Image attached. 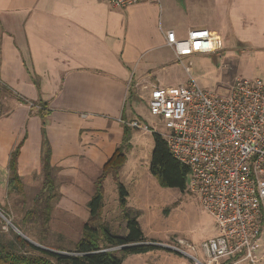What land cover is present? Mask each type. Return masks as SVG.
I'll use <instances>...</instances> for the list:
<instances>
[{
	"label": "crops",
	"instance_id": "obj_1",
	"mask_svg": "<svg viewBox=\"0 0 264 264\" xmlns=\"http://www.w3.org/2000/svg\"><path fill=\"white\" fill-rule=\"evenodd\" d=\"M214 8L216 20L192 23L177 19L176 2L170 13L160 0L124 9L104 0H0V205L16 194L10 160L21 146V196L33 202L42 191L50 151L56 206L88 208L105 164L131 136L143 94L149 106L151 90L181 85L167 82L177 61L168 31L182 39L208 29L186 60L221 59L235 81L264 82V0H215Z\"/></svg>",
	"mask_w": 264,
	"mask_h": 264
},
{
	"label": "built area",
	"instance_id": "obj_2",
	"mask_svg": "<svg viewBox=\"0 0 264 264\" xmlns=\"http://www.w3.org/2000/svg\"><path fill=\"white\" fill-rule=\"evenodd\" d=\"M104 1L124 9L146 0ZM166 37L188 80L176 87L151 90L149 109L165 127L159 134L173 157L189 168V191L213 218L216 235L202 243L206 263L187 251L196 253L186 240L175 238L157 246L190 257L196 264H261L264 82L238 78L227 94L205 90L195 80L192 64L184 62L197 52L198 44L210 38L209 30L193 28L182 39L168 31ZM128 126L152 131L139 121Z\"/></svg>",
	"mask_w": 264,
	"mask_h": 264
},
{
	"label": "rangeland",
	"instance_id": "obj_3",
	"mask_svg": "<svg viewBox=\"0 0 264 264\" xmlns=\"http://www.w3.org/2000/svg\"><path fill=\"white\" fill-rule=\"evenodd\" d=\"M160 1L170 13L176 2L183 11L182 15L175 12L178 20L182 18L192 23L216 20L215 0ZM217 39L219 40L218 37ZM189 62L192 64L195 80L205 90L224 92L228 83L231 84L236 79L232 70L224 67L221 59L214 60L210 56L200 54L189 61L185 60L184 63L188 65ZM181 80V84L186 82L188 75L183 64L176 61L175 67L169 71L167 82L169 85H176ZM146 94H143L144 100L138 102L136 112L140 117L136 119L152 131L131 128L129 139L119 143V147L124 148L126 162L117 178L109 176L103 183L102 220L113 235L125 237L128 235V213L137 220L148 242H153L157 246L172 242L175 238L186 240L195 247L196 253L187 251L206 263L202 243L215 237V222L202 208L198 196L189 191L188 178L186 191H181L176 188L160 187L152 176L150 167L155 147L153 132L164 133L165 127L159 118L152 115L147 105ZM120 186L127 192L125 207L121 203ZM55 187L56 189L49 194L39 192L33 202L21 196L23 192L15 191L16 194L10 199L8 197L6 204L0 205V250L9 249L15 253L39 255L37 251L21 246L16 236L28 244L56 252L73 249L74 244L83 236L85 224L90 219V211L85 206H56L57 200L54 197V200L50 201L53 213L48 221L46 198L48 195L59 194L56 183ZM259 244L258 253L262 254L264 232ZM123 264H196V262L190 257L160 247L146 254L126 256Z\"/></svg>",
	"mask_w": 264,
	"mask_h": 264
},
{
	"label": "trees",
	"instance_id": "obj_4",
	"mask_svg": "<svg viewBox=\"0 0 264 264\" xmlns=\"http://www.w3.org/2000/svg\"><path fill=\"white\" fill-rule=\"evenodd\" d=\"M39 111L44 116L47 112L45 106H39ZM128 132H129V127ZM155 142L154 152L150 171L162 188H176L186 191L187 178L190 174L189 168L178 162L167 146L166 140L159 133L153 132ZM129 139L125 137L124 142ZM21 146H19L11 156L10 160V180L9 192H23V186L18 175V158ZM126 162V155L123 146L119 147L114 155L108 160L103 168L102 175L96 182V192L88 204L90 219L84 227L83 236L74 244L71 250H59V252H68L69 255L55 254L40 249L34 245L28 244L19 236L17 241L23 247H28L37 251L39 255L28 253H15L12 250H0V264H123L125 257L129 255H140L160 249V247L148 242L141 230V227L135 218L128 219V235L118 237L111 233L109 227L102 220L104 207V188L103 183L109 176L118 177L120 169ZM44 185L42 192L51 193L55 187V178L51 166V153L47 151L43 159ZM120 195L122 206H126L127 192L120 186ZM54 197L59 199V195H48L47 210L50 221L52 205L50 201ZM120 250H116V249Z\"/></svg>",
	"mask_w": 264,
	"mask_h": 264
},
{
	"label": "water",
	"instance_id": "obj_5",
	"mask_svg": "<svg viewBox=\"0 0 264 264\" xmlns=\"http://www.w3.org/2000/svg\"><path fill=\"white\" fill-rule=\"evenodd\" d=\"M37 247L40 248V249H43V250H45V251H49V252L55 253V254L69 255V254H66V253H61V252H56V251H53V250H49V249L43 248V247H41V246H37Z\"/></svg>",
	"mask_w": 264,
	"mask_h": 264
}]
</instances>
